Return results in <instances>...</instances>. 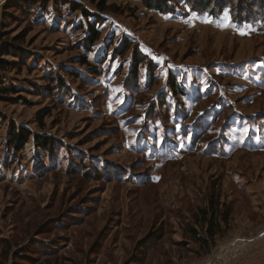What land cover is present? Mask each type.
<instances>
[{
    "label": "rangeland",
    "instance_id": "obj_1",
    "mask_svg": "<svg viewBox=\"0 0 264 264\" xmlns=\"http://www.w3.org/2000/svg\"><path fill=\"white\" fill-rule=\"evenodd\" d=\"M167 1L0 0V264H264V19Z\"/></svg>",
    "mask_w": 264,
    "mask_h": 264
},
{
    "label": "trees",
    "instance_id": "obj_2",
    "mask_svg": "<svg viewBox=\"0 0 264 264\" xmlns=\"http://www.w3.org/2000/svg\"><path fill=\"white\" fill-rule=\"evenodd\" d=\"M141 3L149 10L156 11L158 13H167L171 10L172 5L167 0H140ZM171 1H183L187 6L195 13H208L210 16H218L224 9L229 10V14L232 20L237 23H243L254 18L264 19V2L262 0H171ZM101 7V5H98ZM254 8V10H252ZM102 9V8H101ZM84 16L89 19L91 15L85 9H82ZM258 14V15H255ZM88 22V34L86 41L88 44H92L98 40L100 32L97 30L96 25L98 21ZM10 50L6 45L0 46V69L8 64L3 56L9 55ZM134 58H139L134 55ZM83 63H86L84 57L81 58ZM137 61H135V64ZM135 71V70H134ZM167 86L171 89L172 94L175 96L184 94L183 88L180 87L176 81V78L171 75L167 80ZM29 132L23 128L18 131L12 132L13 144L16 141L28 140ZM34 143L36 146L43 149L48 148L52 143L44 136L33 134ZM218 196H214L213 192L207 197L206 206L199 208L194 215L193 225L185 229V234L188 238L196 243L198 246H209L214 244L217 237L221 236L224 230H227L230 223L231 207L227 203H222ZM10 249L5 251L4 254L0 253V258L6 259ZM13 259L21 258L25 256L24 253L15 250L11 253ZM136 264V263H134Z\"/></svg>",
    "mask_w": 264,
    "mask_h": 264
},
{
    "label": "snow or ice",
    "instance_id": "obj_3",
    "mask_svg": "<svg viewBox=\"0 0 264 264\" xmlns=\"http://www.w3.org/2000/svg\"><path fill=\"white\" fill-rule=\"evenodd\" d=\"M225 18L228 19V13L227 12L225 13ZM205 22H210V21H205ZM229 23H230V20H229ZM241 34H244V33H241Z\"/></svg>",
    "mask_w": 264,
    "mask_h": 264
}]
</instances>
